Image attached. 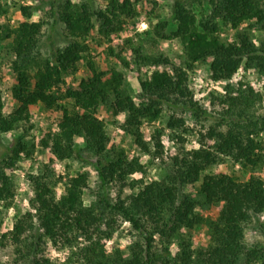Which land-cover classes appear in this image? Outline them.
<instances>
[{"label":"trees","instance_id":"obj_1","mask_svg":"<svg viewBox=\"0 0 264 264\" xmlns=\"http://www.w3.org/2000/svg\"><path fill=\"white\" fill-rule=\"evenodd\" d=\"M140 1L107 0L101 9L95 8L93 0L62 1L57 14L65 26V44L52 45L47 54L40 50L43 24L33 18V6L21 7L24 19L17 27L0 23V43L12 38L15 50L13 95L19 103L6 113L0 97V131H12L29 122L32 108L39 103L61 109L58 130L48 142L52 153L59 160L73 157L88 161L78 143V138L84 136L86 148L96 156L93 166L100 185L96 203L88 205L82 199L88 172L70 177L60 195L50 170L29 175L33 189L29 205L13 227L0 235V244L8 241L15 246L14 264H48L41 254L46 240L70 248L75 264H239L243 256L251 264L261 257L258 246L247 245L245 228L255 215L264 214V180L250 175L240 181L224 172H207L221 156L252 165L262 160L264 144L245 131L241 123L249 122L250 109L260 98L257 92L250 87L228 93L223 99L227 109L216 127L207 132L214 138L213 144L173 154L165 178L142 183L135 194L122 196L129 176L141 165L136 160L129 161L123 149L109 148L106 123L98 116L100 104L115 115L124 113L126 131L145 150L148 146L142 126L159 119L165 106L188 110L197 120L211 114L195 99L188 86L187 71L180 66H174L172 71L155 70L149 78L141 79L139 102L125 91L120 71L99 69L91 58H87L90 76L83 77L76 88L63 89L65 76L76 72L79 62L86 58L87 37L96 23L98 34L110 37L122 31L127 19L137 14ZM186 4L185 0H175L172 15L176 21L174 35L184 42L188 67L208 59L213 79L233 78L244 61L264 68V41L257 42L247 28L241 27L246 21H254L264 31V5L259 0H212L214 15L199 22ZM3 12L0 2V16ZM216 18L238 29L233 40H220ZM135 52L138 64L166 61L160 56L145 55L140 48ZM228 90L234 92L231 86ZM64 99L70 102L62 103ZM230 121H234L233 126L228 125ZM259 123L264 127V114ZM169 125L182 126L184 119L172 115ZM223 125L227 127L220 128ZM24 153L31 150L21 139L10 145L0 140V216L2 207H8L15 194L10 172ZM197 182L200 199L182 189ZM115 184L119 192L112 200L108 188ZM214 203L222 207L210 225V244L197 251L185 245L187 250L177 257L169 247H158V234L169 240L180 228L194 227L203 220L195 210ZM121 220L132 226L137 239L127 255L116 251L107 256L103 241L113 236Z\"/></svg>","mask_w":264,"mask_h":264},{"label":"rangeland","instance_id":"obj_2","mask_svg":"<svg viewBox=\"0 0 264 264\" xmlns=\"http://www.w3.org/2000/svg\"><path fill=\"white\" fill-rule=\"evenodd\" d=\"M65 0H0L3 14L0 23L17 27L24 19L21 7L33 6L32 14L35 20L43 24L40 50L47 54L52 45L65 44V26L59 20L57 9ZM81 2L82 0H74ZM95 8L101 9L107 0H93ZM175 0H142L137 4V14L127 19L124 29L110 37H101L98 34V25L87 37L89 50L78 64L74 73L65 76L63 89L76 88L83 77H88L91 71L87 58L92 59L99 69L111 72L113 69L120 71L124 76V89L139 102V81L149 78L155 70L172 71L174 66H180L187 71L188 86L195 99L203 106L211 116L207 119L197 120L188 110L181 108L171 109L164 107L159 119L154 122H145L142 126L144 140L148 146L145 150L138 145L124 126V113L113 114L105 105H99L98 116L106 123V132L110 138L109 148L123 149L129 161H137L141 167L128 178L122 196L135 194L142 183L165 178L171 169V156L183 151H190L199 147H207L214 143V138L207 134L209 128H215L223 116L228 104L224 97L246 88H252L258 93L255 106L248 114L249 122L241 121L243 129L249 130L250 135L264 144V127L259 123L261 114H264V68L254 63L244 61L237 73L230 79H213L210 71V60L195 61L188 67L186 49L181 38L174 35L176 21L173 19L172 9ZM187 7L195 14L198 22L214 15L212 0H185ZM264 5V0H259ZM56 11V12H55ZM217 35L223 42L233 40L238 29L222 24L219 18ZM242 28H247L253 39L257 42L264 41V31L259 29L254 21H246ZM149 56H160L165 62L158 64H138L136 50ZM15 50L12 38L0 43V97L6 113L12 112L18 101L14 98L13 87L16 82V73L13 70ZM234 92H228V88ZM64 99L61 102H70ZM183 118L184 125L175 128L170 127L171 116ZM62 117L61 109H50L39 103L32 108L29 122L8 132L0 131V140L6 145L13 143L15 139H21L30 148L31 153L23 154L16 167L10 172L14 183L15 194L11 204L4 208L0 216V235L13 227V223L28 207L33 195V189L29 175L36 174L40 170H50L56 180V193L62 194L65 182L80 172H88V185L83 190L82 199L86 204L96 203L100 192L99 180L93 163L96 156L86 148L85 138H78V143L88 161H80L75 158L65 160L57 159L52 153L48 142L58 130V121ZM237 118V117H235ZM236 121V120H235ZM254 124H252V123ZM257 125H256V124ZM228 125L233 126L234 121ZM223 125L220 128H226ZM159 143L160 147H157ZM207 172L227 173L234 178L245 181L250 175H255L264 180V156L256 165L245 164L231 156H221L218 162L213 164ZM119 185H111L108 188L110 199L115 200L119 192ZM183 191L195 198H202L200 182L183 186ZM222 204L214 203L197 208L196 213L203 217L202 222L194 227L180 228L173 236L157 235L158 247L167 246L172 250L173 257L181 256L185 245L193 251L204 248L211 243L210 225L218 216ZM114 234L105 239L104 252L107 256H113L116 251L124 255L129 253L130 246L137 239V233L126 222H120ZM245 240L248 246H258L260 259L251 264H264V214L255 215L246 224ZM15 246L11 242L0 244V264H14L17 259ZM68 247L53 244L50 240L42 245V255L49 260L48 264H75V260ZM193 260V259H192ZM246 257H242L239 264H248ZM250 264V263H249Z\"/></svg>","mask_w":264,"mask_h":264}]
</instances>
